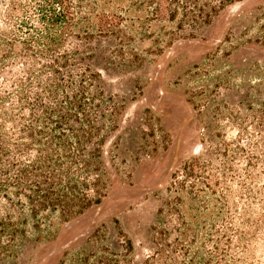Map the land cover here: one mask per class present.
Segmentation results:
<instances>
[{
    "label": "trees",
    "instance_id": "1",
    "mask_svg": "<svg viewBox=\"0 0 264 264\" xmlns=\"http://www.w3.org/2000/svg\"><path fill=\"white\" fill-rule=\"evenodd\" d=\"M242 1L0 0V264H26L31 246L57 237L56 216L69 223L107 196V146L128 108L113 80L142 60L135 45L153 24L167 16L196 39ZM253 69L249 107L228 108L237 139L215 149L208 140L174 183L192 180L197 213L188 218L169 201L140 248L119 221L117 235L97 229L79 264H247L249 249L250 264L262 263L254 245L264 243V65ZM206 102L218 103L217 120L224 115L222 99ZM234 186L241 207L231 204Z\"/></svg>",
    "mask_w": 264,
    "mask_h": 264
},
{
    "label": "rangeland",
    "instance_id": "2",
    "mask_svg": "<svg viewBox=\"0 0 264 264\" xmlns=\"http://www.w3.org/2000/svg\"><path fill=\"white\" fill-rule=\"evenodd\" d=\"M135 48L142 60L112 84L127 99L128 108L107 146L114 156L108 160L107 196L101 205L69 223L56 216L51 230L57 237L31 246L24 256L26 264H79L78 255L87 239L102 227L107 236L117 235L116 221L140 248L169 201L188 218L197 213L202 198L190 193L192 180L184 188L174 183L185 179V163L205 153L210 140L215 149L238 137L228 108L249 107L253 65H264V0L230 6L196 39L183 35L178 21L166 16L153 24L152 37L137 42ZM210 96L224 103V115L218 120L214 112L218 103L206 102ZM210 124L208 131L205 128ZM210 157L219 166L215 154ZM202 187L198 184L201 196ZM236 191L234 186L230 201L241 207ZM255 212L261 218L263 210L258 207ZM246 218L250 219V213ZM254 248L256 260L264 264V243L260 240ZM245 258L250 264V249Z\"/></svg>",
    "mask_w": 264,
    "mask_h": 264
}]
</instances>
